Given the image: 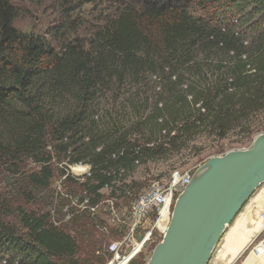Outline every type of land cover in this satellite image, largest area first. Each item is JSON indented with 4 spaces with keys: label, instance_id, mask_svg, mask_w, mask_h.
Here are the masks:
<instances>
[{
    "label": "trees",
    "instance_id": "obj_1",
    "mask_svg": "<svg viewBox=\"0 0 264 264\" xmlns=\"http://www.w3.org/2000/svg\"><path fill=\"white\" fill-rule=\"evenodd\" d=\"M112 8L86 37L67 10L41 35L17 29L14 1L0 0V167L10 179L26 160L41 170L21 173L18 187L23 177L48 187L53 144L67 164L90 166L83 184L98 199L135 162L180 152L199 134L222 138L264 110V0H114ZM205 67L204 82H185ZM153 74L161 85L151 102ZM20 224L25 232L0 210V264H58L78 252L90 257L71 264L104 261L89 215L75 219L82 246L44 214L20 210Z\"/></svg>",
    "mask_w": 264,
    "mask_h": 264
},
{
    "label": "rangeland",
    "instance_id": "obj_2",
    "mask_svg": "<svg viewBox=\"0 0 264 264\" xmlns=\"http://www.w3.org/2000/svg\"><path fill=\"white\" fill-rule=\"evenodd\" d=\"M13 1L15 8L19 11L18 17L13 21V25L19 30L41 35H45L49 28L61 21L63 10H67L66 13L70 14V18H77L78 22H81L76 34L82 37H86L90 30L102 21L104 13L106 15L115 11L112 8L114 0H112L113 4L110 0ZM69 6L72 11H68ZM201 58L202 56H199L196 60H201ZM201 69L203 71H199L200 69L193 70L198 71V73H193V76L191 75V78L188 77L189 79L186 78L185 82L192 84L204 82L205 80L201 79L202 77H209V75L207 77V73H209L207 69L209 68ZM222 70L225 71L223 68ZM148 79L151 89L147 91V96L152 102L161 85L159 74L150 75ZM183 88H186V86H183ZM124 96H127V94ZM105 109V106L101 105L100 111L103 112ZM263 132L264 110L251 115L248 120L242 121L235 129L229 131L222 138L206 133L199 134L189 141L187 146L180 152L173 153L165 158L135 162L133 171L125 172L121 178L116 180L115 190H111L109 187L107 190H102L98 199L93 194H89L83 184L87 180L86 174L89 169L85 167V171H74V168L78 167L73 164H67L52 144L48 146V150L51 152V160L48 166L51 169L52 176L47 188L33 185L26 178L25 180L24 177L21 179L19 187L16 185L14 179H18L21 173L28 175L34 172L41 175L39 165L30 160L24 162L20 173L15 175L14 179L3 175L4 167H0V210L22 232H25V229L20 226V210L32 211L37 215L44 214L51 223L68 232L79 246L84 244L76 233L75 219L77 221V218L82 217L83 214L91 216L94 222L97 223V229L92 238L99 243L97 246L99 250L94 252L95 255L104 259L103 262L95 264H107L110 259L108 244L120 238L123 231V227L117 223L118 218L125 214L130 204L144 191L148 190L154 181L161 179V182L164 183L173 169L186 170L197 165L200 166V163L205 159L208 160L212 156L248 145L256 135ZM140 140L143 141V138H140ZM22 191L28 194L29 202L24 201L21 195ZM86 199L89 204L84 206L87 203ZM91 199L95 200L96 203L92 202ZM114 211L117 214L116 217L112 216ZM151 219L152 216L150 215L142 223L141 227L137 229L136 238H141L146 232L150 226ZM257 221L249 228L247 233L249 238L243 244L249 246L245 249L242 247L237 256L227 264H264V227L257 232L254 228ZM157 243V240L150 239L142 253L130 264H147L151 252ZM240 245L238 243L237 247ZM89 257L90 255L87 256L84 252H78L73 258L59 260L58 264H71L70 261H81ZM1 264L4 263L2 262ZM76 264L81 263L76 262ZM221 264H226V262L222 261Z\"/></svg>",
    "mask_w": 264,
    "mask_h": 264
},
{
    "label": "water",
    "instance_id": "obj_3",
    "mask_svg": "<svg viewBox=\"0 0 264 264\" xmlns=\"http://www.w3.org/2000/svg\"><path fill=\"white\" fill-rule=\"evenodd\" d=\"M264 182V132L249 148L212 156L180 192L147 264H208L227 225Z\"/></svg>",
    "mask_w": 264,
    "mask_h": 264
},
{
    "label": "built area",
    "instance_id": "obj_4",
    "mask_svg": "<svg viewBox=\"0 0 264 264\" xmlns=\"http://www.w3.org/2000/svg\"><path fill=\"white\" fill-rule=\"evenodd\" d=\"M247 69L248 73L254 72V69L250 68L249 65H247ZM251 142L252 140L248 145L240 146L237 149L249 148ZM205 160L200 164H203ZM198 167L197 165L184 171L179 168L173 169L164 183L161 182V179L154 181L148 190L144 191L130 204L125 214L117 220L118 225L123 227V231L120 238L108 244L110 259L107 264H130L142 253L146 243L151 238L158 241L163 237L169 223L170 207L177 195L190 182L194 171ZM89 174L87 171V175ZM103 189L107 190L108 186ZM85 201L87 203L84 206H87L88 200ZM150 215H152L150 226L141 238H136L137 229ZM112 216H117L115 211ZM259 221L264 225V209L260 213Z\"/></svg>",
    "mask_w": 264,
    "mask_h": 264
},
{
    "label": "crops",
    "instance_id": "obj_5",
    "mask_svg": "<svg viewBox=\"0 0 264 264\" xmlns=\"http://www.w3.org/2000/svg\"><path fill=\"white\" fill-rule=\"evenodd\" d=\"M263 205L264 183L255 190L233 221L227 226L214 249L209 264H221L222 261L227 264L237 256L242 247L245 249L248 246L243 245L247 242L246 239L249 238L247 237L248 230L259 218L261 211L264 209ZM238 243L241 244L239 247H237Z\"/></svg>",
    "mask_w": 264,
    "mask_h": 264
},
{
    "label": "bare ground",
    "instance_id": "obj_6",
    "mask_svg": "<svg viewBox=\"0 0 264 264\" xmlns=\"http://www.w3.org/2000/svg\"><path fill=\"white\" fill-rule=\"evenodd\" d=\"M188 99H191V97L188 96ZM235 150H236V149H235ZM224 154H225V153H222V154H220V155H216V156H221V155H224ZM71 165H72V164H71ZM73 165H75V166H77V167L79 168V169H78V168H74V171H76V172H81V171H83V170L85 171L86 168L89 169L88 172H89L90 174H89V175L86 174V177H90L91 172H90V166H89L88 164H85V163H74ZM201 165H202V164H201ZM85 167H86V168H85ZM175 169H177V168H175ZM175 169H174V170H175ZM182 171H184V170H182ZM195 171H196V170H195ZM195 171H194V173H195ZM194 173H193V174H194ZM191 179H192V178H191ZM190 181H191V180H190ZM115 183H116V180L112 183V185H110V186L107 185V186H108L109 188H111V190H112V189L115 190V189H114V188H115ZM263 183H264V182H263ZM263 183H261V184H263ZM188 184H189V183H188ZM188 184H187V185H188ZM261 184H260V185H261ZM260 185H259V186H260ZM259 186H258V187H259ZM185 187H186V186H185ZM185 187H184V188H185ZM258 187H257V188H258ZM103 188H104V187H103ZM103 188H101V189L98 191L99 194H100V192H101L102 190H104ZM183 190H184V189H183ZM254 192H255V191H254ZM254 192H253V193H254ZM253 193H252V194H253ZM252 194L250 195V197L252 196ZM250 197H249V198H250ZM249 198H248V199H249ZM248 199H247V201H248ZM247 201H246V202H247ZM246 202L243 204V206L246 204ZM95 203H96V202H95ZM88 204H89V201H88ZM243 206H242V208H243ZM242 208H241V209H242ZM172 209H173V205L170 207L171 213H169V223L167 224V229H168L169 224H170V220H171V216H172ZM241 209H240V210H241ZM151 216H152V215H151ZM235 217H236V216H235ZM147 218H148V217H147ZM147 218H146V219H147ZM146 219H145V220H146ZM227 226H228V225H227ZM263 227H264V225H263V224L259 221V219H258V221H257V223L255 224V227H254L255 230H256L257 232H259V231H261V230L263 229ZM226 228H227V227H226ZM166 231H167V230H166ZM165 233H166V232H165ZM164 235H165V234H164ZM222 235H223V234H222ZM151 239H153V238H151ZM220 239H221V238H220ZM159 241H161V239L158 240V242H159ZM219 241H220V240H219ZM217 244H218V243H217ZM216 246H217V245H216ZM248 246H249V245H248ZM214 249H215V248H214ZM213 252H214V251H213ZM213 252H212V254H213ZM212 254H211V256H212ZM210 259H211V257H210ZM210 259H209V261H210ZM209 261H208V264H209Z\"/></svg>",
    "mask_w": 264,
    "mask_h": 264
}]
</instances>
